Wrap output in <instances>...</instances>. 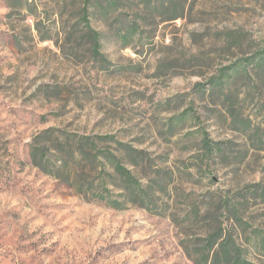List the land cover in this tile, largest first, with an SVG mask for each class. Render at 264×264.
Instances as JSON below:
<instances>
[{"label":"rangeland","instance_id":"rangeland-1","mask_svg":"<svg viewBox=\"0 0 264 264\" xmlns=\"http://www.w3.org/2000/svg\"><path fill=\"white\" fill-rule=\"evenodd\" d=\"M41 134L58 157L83 137L143 150L137 180L164 179L153 212L43 173ZM199 208L230 211L264 264V0H0V264H194Z\"/></svg>","mask_w":264,"mask_h":264},{"label":"trees","instance_id":"trees-1","mask_svg":"<svg viewBox=\"0 0 264 264\" xmlns=\"http://www.w3.org/2000/svg\"><path fill=\"white\" fill-rule=\"evenodd\" d=\"M106 3L108 7H113L116 0H106ZM97 45L98 42H96ZM48 133L50 131L45 132V134ZM42 137L43 134L37 135L31 144L30 157L32 164L46 175L56 178H58L57 175L52 172L57 174L66 172L67 179L61 180L67 182L71 188H75L80 196H87L90 193L94 200L103 202L108 207L117 210L122 209L127 203L134 202H138L141 207L149 211L152 206L156 205L155 191H162L164 181L162 175H157L153 185L149 186L139 182L133 174L138 164L147 156L143 150L116 143L118 153L115 155L110 151L100 150L95 145V139L83 137L81 140L90 141L92 146L77 144L74 147L73 145H67L62 150L63 153L56 149L57 153L59 152L60 157H58L52 146L46 147L44 145L42 147L40 142ZM99 138V140L106 142L114 141V138L110 136ZM54 142L58 143V139H55ZM203 142L205 149L203 156L205 159H210L215 149L209 140L206 139ZM124 161L129 166L128 168L124 167L125 165L123 166ZM92 170L99 174L96 178L97 181L88 179V173ZM157 173L159 174V172ZM109 185L114 189H109ZM226 208L220 211L218 215L215 211L200 208L191 213L195 217L203 214L205 216L203 220L206 222L205 236L197 239V245L191 247L193 241L187 242V245L181 243L187 257L194 264H253L242 255L241 247L237 243L231 226L228 225L230 217L227 215L230 214V211H226ZM162 209L156 211L157 214H161Z\"/></svg>","mask_w":264,"mask_h":264}]
</instances>
